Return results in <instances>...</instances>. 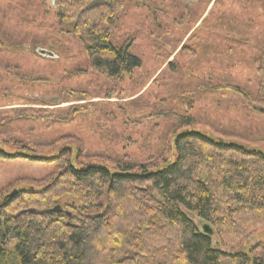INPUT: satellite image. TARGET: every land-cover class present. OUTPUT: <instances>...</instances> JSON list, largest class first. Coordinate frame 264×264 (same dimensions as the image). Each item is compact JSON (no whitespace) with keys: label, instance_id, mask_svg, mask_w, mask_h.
I'll return each mask as SVG.
<instances>
[{"label":"rangeland","instance_id":"obj_1","mask_svg":"<svg viewBox=\"0 0 264 264\" xmlns=\"http://www.w3.org/2000/svg\"><path fill=\"white\" fill-rule=\"evenodd\" d=\"M113 4L112 41L129 48L142 67L109 79L90 67L84 46L91 40L59 23L53 0H0V147L6 153L21 152L20 142L48 159L70 149L78 168L95 164L113 173L129 162L159 169L176 157L175 115L193 117V132L264 153V0ZM216 87L225 89L213 93ZM57 172L54 163L0 159V205L13 192H41ZM21 208L0 212V225ZM190 218L198 229L204 223ZM207 224L219 250L264 260V225L229 234ZM5 243L12 248V236Z\"/></svg>","mask_w":264,"mask_h":264},{"label":"trees","instance_id":"obj_2","mask_svg":"<svg viewBox=\"0 0 264 264\" xmlns=\"http://www.w3.org/2000/svg\"><path fill=\"white\" fill-rule=\"evenodd\" d=\"M53 1L59 23L71 24L76 35L91 40L84 50L97 74L114 79L142 67L129 48L112 41L118 21L114 0ZM259 82L264 95V71ZM175 117L181 130L172 141L176 157L159 169L128 162L116 164L112 173L95 164L75 167L70 149L48 159L20 142L21 152L14 154L0 147V159L58 167L41 192L23 190L1 203V213L15 204L23 211L0 225V264L7 257L13 259L8 264H264L258 256L219 250L190 218L229 234L264 225V153L217 142L191 131L193 117ZM55 202L74 212L69 218L40 214ZM31 209L38 213H22ZM8 235L12 248L5 243Z\"/></svg>","mask_w":264,"mask_h":264},{"label":"water","instance_id":"obj_3","mask_svg":"<svg viewBox=\"0 0 264 264\" xmlns=\"http://www.w3.org/2000/svg\"><path fill=\"white\" fill-rule=\"evenodd\" d=\"M94 5L95 4H91V6L89 8L93 7ZM40 53H41L42 56H46V57H48L50 59H54L55 58V55L52 54L51 52H47V51L41 50ZM14 194H15V192H13L10 195L6 196V198L3 201H6L7 199H10ZM22 213H27L28 215H30V214L35 215L38 212L35 209H31V210L24 211ZM40 214H44V215H46L48 217H51L53 215H66L68 218L71 215L69 212L63 210L61 208V206H58V205L54 206L53 208H50L48 210H43V211L40 212ZM201 230H202V233L204 235L208 236L209 238H212L214 231H213V229L211 228L210 225H208L207 223H203L201 225Z\"/></svg>","mask_w":264,"mask_h":264}]
</instances>
